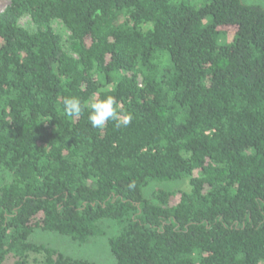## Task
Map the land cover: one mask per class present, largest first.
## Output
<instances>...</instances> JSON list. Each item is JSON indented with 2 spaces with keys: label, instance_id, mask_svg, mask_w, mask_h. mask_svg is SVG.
I'll return each mask as SVG.
<instances>
[{
  "label": "trees",
  "instance_id": "1",
  "mask_svg": "<svg viewBox=\"0 0 264 264\" xmlns=\"http://www.w3.org/2000/svg\"><path fill=\"white\" fill-rule=\"evenodd\" d=\"M246 2L9 0L0 264H96L32 235L112 221L117 264H264V6ZM109 95L127 126L64 112ZM172 181L189 189L150 185Z\"/></svg>",
  "mask_w": 264,
  "mask_h": 264
},
{
  "label": "rangeland",
  "instance_id": "2",
  "mask_svg": "<svg viewBox=\"0 0 264 264\" xmlns=\"http://www.w3.org/2000/svg\"><path fill=\"white\" fill-rule=\"evenodd\" d=\"M195 1V0H194ZM248 4H259L264 6V0H245ZM9 3V0H0V11H2ZM28 18L24 17L22 19V24H26ZM55 26L63 33H68L64 30V27L60 23H56ZM10 177L0 174V186L3 183L9 181ZM152 188H176L181 190H188L189 184L187 181H172L164 183H151ZM152 188L148 189L147 193H150ZM147 190V188H146ZM145 192V191H144ZM112 221V220H110ZM114 223V225L112 224ZM105 222L103 227L108 231L107 235L104 237H98L92 239L87 243H80L78 241L72 240L69 236L63 235L53 231H44L42 229L35 230L32 235V239L38 243H44L48 246L56 248L63 253L75 257L87 258L94 261L96 264H117L115 257L111 251L108 243V236L114 234L115 230H118V226L114 221ZM8 264H11L10 262Z\"/></svg>",
  "mask_w": 264,
  "mask_h": 264
},
{
  "label": "clouds",
  "instance_id": "3",
  "mask_svg": "<svg viewBox=\"0 0 264 264\" xmlns=\"http://www.w3.org/2000/svg\"><path fill=\"white\" fill-rule=\"evenodd\" d=\"M63 106L65 114L70 117L79 116L88 108V120L94 128H103L109 120L115 121L117 127L127 126L131 122V115L121 116L118 112V102L111 95L102 99L93 98L90 103H82L76 96L66 97Z\"/></svg>",
  "mask_w": 264,
  "mask_h": 264
}]
</instances>
